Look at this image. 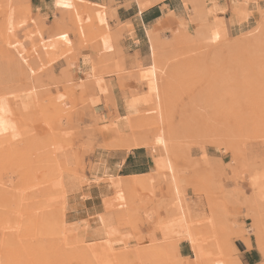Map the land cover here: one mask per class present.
I'll list each match as a JSON object with an SVG mask.
<instances>
[{
	"label": "rangeland",
	"instance_id": "obj_1",
	"mask_svg": "<svg viewBox=\"0 0 264 264\" xmlns=\"http://www.w3.org/2000/svg\"><path fill=\"white\" fill-rule=\"evenodd\" d=\"M211 1L213 0H208L207 3L210 4ZM224 1L225 4L229 3V0ZM17 2L18 0H14V6ZM6 3V0H0V21L4 29L0 30V46L7 41L8 28L4 25L9 22ZM260 3L257 7L263 6ZM96 7L99 5L66 11L71 14L70 25L57 30L55 34H72V46H57L54 51L43 53L42 39L38 35L41 29L26 15L28 7L24 0H19L17 11L20 13V19L18 18L17 25L20 26L15 30L22 31V40L27 41L29 46L18 48V53L20 52L22 61H26L23 65L38 78L39 91L35 95L27 86L25 78H20L23 83H17V87L0 91V185L19 183L31 188L48 184L54 194L45 199L60 201L58 211L61 216L68 189H73L81 178L71 168L67 169L66 173L59 174V167L63 163H59L58 158L62 150L67 149L74 141H80L82 146H92L96 129H103L98 125V115L91 108L93 123L98 128L95 125H75V120L81 115L78 104L82 103V100L73 92L89 86L88 82H91L93 89H108L109 92L112 84L109 79L75 81L70 73L64 74V80H58L48 76V69L51 68L50 64L59 58L67 59L69 65H72L84 47L91 55L99 57L113 52L107 51L110 50L107 41L119 36H109L110 31L103 11L92 10ZM230 9L231 12L234 11L232 7ZM256 10L259 14L253 24L258 28L251 32L249 37H256L260 42H255L258 45L254 44V47L242 46L243 40L236 41L229 35L216 45L193 39L175 44L169 49L159 48L155 52L156 58L163 60L166 65L164 91L167 118L163 123L170 126L169 129L178 145L173 161L184 184V192L187 193L188 190V194L195 196H188L187 201L191 209L193 228L198 233L202 248V259H196L200 264H240L232 256V251H236L233 238L242 239V236L246 235V228L236 221V217L227 218V224L222 216L223 210L239 215V197L237 194L229 198L222 195L221 168L224 166L210 164L205 148H211L210 152L219 150L221 153H228L234 161L238 150L246 141L251 143L255 139L254 143H262L264 146V19L261 17V11ZM192 25L190 24L186 32L191 33ZM166 29L167 27H162L160 31ZM16 39L14 36L13 41ZM3 53L15 55L10 49L0 47V55ZM24 53L27 58L23 57ZM139 76L140 72H135L136 84L145 87L141 84ZM51 87L55 88L56 92L57 88L61 87L64 94L51 96L45 95L47 91H41ZM135 90L136 88L121 90L122 103L134 101L136 110L127 120L119 121L117 114L110 119V127L116 136L114 143L120 141L124 135H148L152 139L150 135L159 125L157 119L155 121L149 90ZM86 101L89 107L93 105L89 97ZM150 143L148 150L152 155H158L156 147L161 150L160 147L152 141ZM198 151H201L204 161L202 163L194 157ZM233 161L231 176H225L228 183L236 182L238 178L244 179ZM157 162L159 167V159ZM226 168L230 169V166L226 165ZM154 174L157 177L147 183L152 184L160 178L156 184L166 185V190L161 191L160 200L155 201V186L140 187L141 193L150 194L152 200L139 208L144 216L139 217L137 221L146 222L147 215H156L151 231L143 237L132 236L130 232L121 233L120 227L112 223L107 224L99 214L96 216V223L106 227L104 239L85 241L84 233L76 234V238L73 236L74 240L71 241L7 239L0 245L8 251L7 255H0V264H132L133 260L137 264H155V260L159 259L163 252H169L175 247L183 236L178 231L179 220L171 208L172 204L170 205L171 189L166 181V172H160L159 169ZM160 188L161 185L158 186V189ZM196 194L203 195L209 201L211 213L193 211L194 203L196 206L199 200ZM133 195L139 197L138 192ZM113 199L120 206L124 205V198L120 193ZM150 203L151 206L147 207ZM161 212L165 213L164 216H159ZM122 218L131 221L130 214H124ZM230 222H234L236 227ZM79 224L83 232L87 230L88 224L85 220H81ZM2 226L16 229V226L22 225L7 221ZM253 226H257L256 222ZM62 231L68 232L65 227H62ZM74 231L75 229H72V232ZM134 237L137 242L130 245V240ZM119 250L122 252L115 255ZM145 250L148 251L146 259L143 255Z\"/></svg>",
	"mask_w": 264,
	"mask_h": 264
},
{
	"label": "crops",
	"instance_id": "obj_2",
	"mask_svg": "<svg viewBox=\"0 0 264 264\" xmlns=\"http://www.w3.org/2000/svg\"><path fill=\"white\" fill-rule=\"evenodd\" d=\"M87 1L98 3L99 7L93 8L92 10L103 11L111 35L112 33H120L119 38L107 41V46L110 50H106L113 51L117 47H120L123 54L126 55L125 59L128 62L123 59V67L119 73H97L100 67V71L102 70V63H104V61L102 62L99 56L91 55L84 47L80 51L81 55L78 59L73 61L74 63L72 65H69L67 59L63 58H59L50 64L51 68L48 69V76L50 78L53 77L58 80H64L63 77L67 71L75 81L87 79L85 77H89L87 74L90 71L92 60L93 63L96 62V65L99 64L96 66L97 69H95V73L101 75L96 78L95 81L100 79L102 81L111 80L112 86L109 92L107 91L108 89H93L91 82H88L89 84L87 85L89 86L76 90L73 94L82 100V103L78 104V110L81 115L80 118L75 120V125L79 127L95 125L91 116L92 109L95 111V114L98 115V125L103 129L102 131L96 129V135L92 141V146H82L80 145V141H74L69 145L68 149H66V153L69 154L70 158L74 161L73 170L75 174L81 178V181H79L73 189H68L64 200L63 216H61L58 211L60 209V201H47L45 199L47 196L54 194V191L48 184L33 186L31 188H27L28 186L19 183H5L0 185V245L3 240L7 239H32L41 241L59 239L71 241L74 240V237L76 238V234L81 235L82 233L86 236L85 241L104 239L107 230L105 226H100L96 223V216L99 214L103 216L107 224L112 223L120 227L121 233L130 232L132 236L139 235L143 237L151 231L156 215H147L148 218L146 222L137 221L139 217L142 218L144 216L139 208L152 200L150 194L143 195L141 193L142 190L140 187L144 186L150 188L155 186V201L160 200L159 193L166 190V185H162L161 183L156 184V181L160 180V178H157L152 184L147 183L149 180L157 177V175L153 173H156L160 169L157 160L162 157V151L156 147L159 154L152 155L151 151L146 147H134L130 149L115 147L114 139L116 136L110 127V119L116 114H124L121 96L122 89L126 90L130 88L134 90L136 88L137 91L145 89V87L137 85L134 78L138 62L143 66H147L150 63V46L147 33L145 32L146 28L149 29L151 34L157 35L158 37L163 35L170 37L171 30L177 29L180 25L188 29L190 24H193L192 27L194 28L196 25L195 21L189 22L187 18L179 20L178 16H176V13L180 10V0L157 1L142 10H139L134 0ZM18 3L19 0L17 4ZM24 3L28 7L26 15L33 21L35 26L41 29L38 31V35L42 39L41 47L43 53L54 51L57 46L62 47L66 46V44L67 46H72V34H66L65 32L59 33L58 35L55 34L57 30H61L62 27L70 25V13L58 10L55 0H24ZM17 4L16 6L10 7V9L7 8V14L9 11L11 12V20L7 24H4L8 28V32L6 31L7 41L4 45L0 46L10 49L14 54H19L18 48L24 49L29 46L27 41L22 40V31L20 29L15 30L20 26V24L17 25L18 18L20 19V13L17 11ZM214 4H223L224 6L225 1L213 0L210 4L207 3L210 13L215 11L212 10L215 9L212 8ZM226 4L225 11L221 15L226 32L232 35L234 28L229 21L231 9L228 2H226ZM260 5H263L262 2ZM223 6L216 10L221 11ZM0 12H2L1 9ZM258 14L259 12L256 9H252L248 20L243 23V26L246 27L248 24H253L258 18ZM28 26L31 28L30 24ZM162 27H167V29L160 31ZM0 30H4L1 21ZM14 36L17 37L16 41H13ZM181 42L182 41L174 40L162 48L169 49ZM14 45L17 47L16 51L14 50ZM24 54L25 56L23 55V57L27 58L26 53ZM89 54L91 58L88 56ZM113 58L115 60L117 56L111 55L109 57L110 61H112ZM109 59L107 60V64L110 66L113 62L110 63ZM65 65L67 69H65ZM131 67L134 71L129 69ZM25 68H27L26 65ZM63 69H65V71ZM17 81L18 84L23 83V79ZM41 91H47L45 95L49 94L51 96H55L57 93L64 94L61 87L57 88V92L53 87L50 89L43 88ZM87 97L90 98L93 104L91 107L87 104ZM96 128L98 127L96 126ZM210 151L211 148H205L209 163L224 166L221 168V186L223 190L221 191L220 189V191L222 195L229 198L228 194L231 192L237 193L240 202L238 216L231 214L227 210H223V217L227 215V219L234 216L238 223L241 225L243 224V227L251 230L245 235L248 237V243L241 238H233L236 251H232V256L236 258L240 264H264V199L261 200L256 198L255 201L249 199V197L251 198L250 195L252 190L244 175V179L238 178L236 182L228 183L225 176H231L233 158H230L228 153H221L219 150ZM251 153L260 155L264 159V146L262 143H255V147ZM194 157L202 163L201 151H198ZM93 165L95 169L91 168ZM226 165H229L230 169L226 168ZM49 171L52 172L51 170ZM45 172L47 171L45 170ZM48 174L49 176L51 175V173ZM115 176L119 179L115 178ZM143 179H146V181H143ZM159 185H161L160 189H158ZM134 192L139 193L138 198L133 195ZM186 192L188 194V190H186ZM118 193L124 198L123 206H120L119 203L113 199ZM188 196L195 197L193 194H188ZM196 196L199 197V200L196 206L194 203L193 211H203L206 214L211 213L209 201L203 195L196 194ZM107 203L111 204L107 206ZM150 206L151 203L147 205V207ZM124 214H130L131 221L123 219L122 216ZM164 214V212H161L159 216H164ZM108 216H110L109 219L107 218ZM255 217L257 220H254ZM81 220H85L88 224V228L84 232L81 230V225L79 224ZM7 221H9V223H14L15 221L17 224L21 223L22 226H16V229L9 228L8 226L4 228L2 225ZM254 222H256V224L259 223L257 225L258 228L253 226ZM62 227L67 228L68 232H63ZM72 229H75V231L72 232ZM136 242L137 239L135 237L131 238L130 245L136 244ZM119 252L122 251H116L115 255ZM210 252H212V250H210ZM7 254V248L0 247V255L3 256ZM208 255H210V253ZM69 264L76 263L72 262ZM132 264L137 263L133 260ZM155 264L200 263L197 262L196 255L189 243L184 239H180L176 246L171 248L169 252H163L161 257L155 260Z\"/></svg>",
	"mask_w": 264,
	"mask_h": 264
},
{
	"label": "bare ground",
	"instance_id": "obj_3",
	"mask_svg": "<svg viewBox=\"0 0 264 264\" xmlns=\"http://www.w3.org/2000/svg\"><path fill=\"white\" fill-rule=\"evenodd\" d=\"M55 1H56V8L60 11H68V10L76 9V8H89V7L98 6V3L90 2L87 0H55ZM134 1L136 2L139 10H142L148 5L153 4L157 1H161V0H134ZM207 1L208 0H180V10L178 13L176 12L175 13H176V16H178L179 20L183 18H187L189 22L195 21L196 25L191 30V33L186 32L187 29H185L183 25H180L177 29L171 30L170 37H167L166 35L158 37L157 35L151 34L149 29L146 28L145 32L147 33V36H148L147 39H149V46H150L149 47V60H150L149 62L150 63L147 66H143L141 63L138 62L136 65L135 71L140 72L139 80H141V84L144 85L145 88H147L151 94L152 108H154V112L156 114V115L154 114V116H156L155 121L157 119L159 125L157 129L155 130V132L150 135L152 139H150L148 135H124V137L121 138L120 141L114 143L115 147L130 149L134 147H147L148 148L151 146L150 141H152L153 143L157 144L160 147L163 154H162V157L159 158V168H160V172L165 171L167 175L166 181L171 189V199H172L171 203L170 202L169 203L170 205L172 204L171 208L179 220V222L177 221V223H179L178 225L180 229L178 231L180 234H182L183 239L186 240L189 243V245L192 247L197 260L202 259V256H203L202 248L200 245L198 233L196 232V229L194 230L193 228V219L191 216V209L187 201L188 194L185 193L183 190L182 180L180 179L179 172L177 171L175 163L173 161V155L177 151L178 145L176 143V140L172 136L171 129H169L170 126H166L163 123V121H165L164 119L167 118L166 117V99H165V91H164V76L166 74V65L164 64L163 60H158L156 58L155 52L159 48L166 46L168 43L174 40L187 42L188 40L193 41V39H195V40L206 41V43H208L209 45H216L217 42H219L222 38L229 37V34L226 32L223 18L221 15L225 11L227 4H225L224 6L223 4H218V5L214 4L212 8H215V9H212V10H215V11L210 13L208 11ZM6 2H7L6 4H7L8 9L14 6V0H6ZM259 2H262L263 6L257 7ZM228 5L234 9V11L231 12V15L229 18L230 24L234 28V30L232 31V35L230 34L231 38L235 39L236 41L243 40L241 41L243 42V44L241 45L245 47L253 46L254 44L258 45V43H255V42H260V40H258L256 37L255 38L249 37L251 32L257 30L258 26L254 24L253 25L248 24L246 27H244L243 23L246 20H248L250 11L252 9H258L259 11H261L262 13L261 17H263L264 19V0H229ZM222 6H223V9L221 11L216 10ZM9 13L7 14L8 21L11 20V12L9 11ZM109 33H110L109 36L111 38L117 37L120 34L119 32L118 34L112 33V35H111V32ZM15 49H17V47H15ZM111 55L117 56V59L115 58L114 60L113 58L114 61L113 60L110 61L109 57ZM88 56L90 57L91 55L89 54ZM125 57L126 55L123 54L120 47H117L115 50H113V52L109 53L107 56H101V61L102 62L104 61V63L101 62L102 70L100 71L101 69L100 67V69L97 70V73L98 72L119 73V71L123 67L122 63ZM108 59L110 63L113 62V64L110 66L107 64ZM22 63H25V62L22 61L20 52L19 54L16 53L15 55L10 54V53H3L0 55V91L11 90L14 86L17 87L16 85L18 82L17 80H19L20 78H25L29 89L35 95H37L39 91L38 89L39 80L37 77H35L36 75H33L31 73L30 69H28L27 66H26L27 68H25V66L23 67ZM98 65L99 64L96 65V62L93 63V60H92V63L90 64V71L87 74V76L89 77H85L87 79H84V80L88 81L91 79H95L101 75V74L95 73L96 72L95 69H97L96 66ZM65 69H67L66 65H65ZM65 69L63 70L65 71ZM129 69H132V67ZM65 74H68V72L66 71ZM122 105H123L124 114L123 115L117 114L119 121H122L124 119L127 120L130 116L134 114L136 110L134 101H128V102L122 103ZM60 133L66 134L62 131H60ZM254 140L253 142L250 141L251 143H246L247 141L243 143V145H241L240 149L238 150V153L236 155V160L233 161L232 159L233 164L236 165L238 172L246 176V181L252 190L251 195H250L251 198L249 197L251 201H255L256 198L261 199V200L264 199V159L260 155L251 153L255 147ZM58 162L63 163L59 167V170H60L58 172L59 174L66 173V170L69 168L73 169L74 161L72 160V158H70V155L66 153V148L62 150V154L59 156ZM91 168L93 169L94 165ZM56 169H58L57 166H56ZM115 178H118V177L115 176ZM144 180L146 181V179H143V181ZM118 187H119V184H118ZM234 194H237V193L231 192L230 194H228L229 195L228 197H231V195H234ZM226 217L224 218L226 219ZM224 221H226L225 223L229 224L227 222V219ZM230 224L236 227V224L234 222H230ZM246 231H247L246 234H248L251 230L246 229ZM242 239L247 241L248 243L247 236L243 235ZM259 246L261 247L260 243H259ZM143 255H144V258L146 259L148 255V251L145 250Z\"/></svg>",
	"mask_w": 264,
	"mask_h": 264
}]
</instances>
